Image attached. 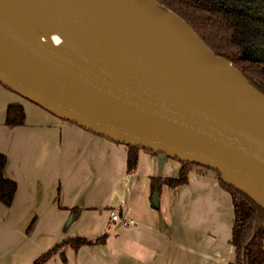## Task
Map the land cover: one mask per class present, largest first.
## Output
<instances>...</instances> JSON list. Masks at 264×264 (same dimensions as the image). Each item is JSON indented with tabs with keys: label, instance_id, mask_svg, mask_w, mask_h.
I'll return each instance as SVG.
<instances>
[{
	"label": "water",
	"instance_id": "obj_1",
	"mask_svg": "<svg viewBox=\"0 0 264 264\" xmlns=\"http://www.w3.org/2000/svg\"><path fill=\"white\" fill-rule=\"evenodd\" d=\"M57 3L79 30L105 26L152 81L97 70L0 23V83L95 134L214 170L264 211V94L156 0Z\"/></svg>",
	"mask_w": 264,
	"mask_h": 264
},
{
	"label": "crops",
	"instance_id": "obj_2",
	"mask_svg": "<svg viewBox=\"0 0 264 264\" xmlns=\"http://www.w3.org/2000/svg\"><path fill=\"white\" fill-rule=\"evenodd\" d=\"M11 104L25 121L5 124ZM0 153L3 176L16 184L9 206L0 201V264H229L234 209L214 170L140 149L127 172V146L62 118L0 83ZM157 191V203L152 202ZM133 218L113 225L109 211ZM89 243L72 247L66 241ZM103 241H100L102 240ZM65 242V243H64Z\"/></svg>",
	"mask_w": 264,
	"mask_h": 264
},
{
	"label": "trees",
	"instance_id": "obj_3",
	"mask_svg": "<svg viewBox=\"0 0 264 264\" xmlns=\"http://www.w3.org/2000/svg\"><path fill=\"white\" fill-rule=\"evenodd\" d=\"M156 1L184 20L215 55L227 59L250 84L264 94V0ZM24 121L22 105H9L5 124L16 126ZM126 146V168L127 172H132L137 167L141 148L131 144ZM189 163L180 161L181 168L177 177L157 179L154 182L170 187L183 184L187 181ZM5 164L6 157L0 153V201L9 206L16 184L3 176ZM224 186L231 193L234 209L231 243L235 247L236 257L229 264H264V211L241 192ZM66 243L76 248L89 242L72 239ZM56 250L53 248L43 253L32 264H43Z\"/></svg>",
	"mask_w": 264,
	"mask_h": 264
},
{
	"label": "bare ground",
	"instance_id": "obj_4",
	"mask_svg": "<svg viewBox=\"0 0 264 264\" xmlns=\"http://www.w3.org/2000/svg\"><path fill=\"white\" fill-rule=\"evenodd\" d=\"M0 23L26 40L36 39L97 70L132 81H152L132 49L114 39L105 26L79 30L57 0H0Z\"/></svg>",
	"mask_w": 264,
	"mask_h": 264
},
{
	"label": "built area",
	"instance_id": "obj_5",
	"mask_svg": "<svg viewBox=\"0 0 264 264\" xmlns=\"http://www.w3.org/2000/svg\"><path fill=\"white\" fill-rule=\"evenodd\" d=\"M109 217L113 225L119 226H131L135 224L133 218L122 217L116 210L112 209L109 211Z\"/></svg>",
	"mask_w": 264,
	"mask_h": 264
},
{
	"label": "rangeland",
	"instance_id": "obj_6",
	"mask_svg": "<svg viewBox=\"0 0 264 264\" xmlns=\"http://www.w3.org/2000/svg\"><path fill=\"white\" fill-rule=\"evenodd\" d=\"M35 31H36V33H38V35H42V32H41L40 29H38L37 27H36V30H35ZM35 31H34V32H35Z\"/></svg>",
	"mask_w": 264,
	"mask_h": 264
}]
</instances>
